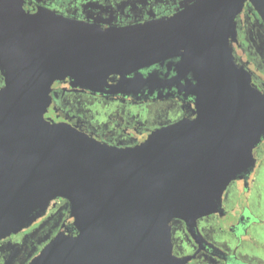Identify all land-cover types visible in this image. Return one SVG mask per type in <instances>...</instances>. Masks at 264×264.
Wrapping results in <instances>:
<instances>
[{
	"label": "water",
	"instance_id": "obj_1",
	"mask_svg": "<svg viewBox=\"0 0 264 264\" xmlns=\"http://www.w3.org/2000/svg\"><path fill=\"white\" fill-rule=\"evenodd\" d=\"M22 3L0 0V241L62 199L74 232L56 233L26 264H185L172 254L171 221L218 212L264 139V95L230 48L245 3L264 26V0H193L171 18L106 29ZM164 63L185 81L195 118L136 147L44 117L56 81L129 94L154 76L140 70Z\"/></svg>",
	"mask_w": 264,
	"mask_h": 264
},
{
	"label": "flooded vegetation",
	"instance_id": "obj_2",
	"mask_svg": "<svg viewBox=\"0 0 264 264\" xmlns=\"http://www.w3.org/2000/svg\"><path fill=\"white\" fill-rule=\"evenodd\" d=\"M193 0H23L28 13L50 11L68 20L102 29L139 25L171 18ZM245 3L235 18L236 40L230 43L234 61L246 70L252 85L264 95V26ZM176 62V60H173ZM150 83L129 94L92 93L72 88L68 79L51 85V103L44 115L111 147L133 148L150 133L181 120L195 118V99L166 63L140 70ZM132 77V76H131ZM118 76L107 81L112 86ZM3 82L0 77V87ZM264 139L254 148V169L225 189L218 212L193 226L170 223L172 254L185 264H264V210L260 209L255 171L264 160ZM68 207L56 199L46 214L28 229L0 241V264H26L58 232H74Z\"/></svg>",
	"mask_w": 264,
	"mask_h": 264
},
{
	"label": "rangeland",
	"instance_id": "obj_3",
	"mask_svg": "<svg viewBox=\"0 0 264 264\" xmlns=\"http://www.w3.org/2000/svg\"><path fill=\"white\" fill-rule=\"evenodd\" d=\"M255 176H256L255 178L257 179V183L259 184L260 187L259 189H257V192L260 193L261 195L260 209L264 210V160H262L259 167H257L255 171ZM262 236H264V233L262 234Z\"/></svg>",
	"mask_w": 264,
	"mask_h": 264
},
{
	"label": "trees",
	"instance_id": "obj_4",
	"mask_svg": "<svg viewBox=\"0 0 264 264\" xmlns=\"http://www.w3.org/2000/svg\"><path fill=\"white\" fill-rule=\"evenodd\" d=\"M259 24H260V21H259Z\"/></svg>",
	"mask_w": 264,
	"mask_h": 264
}]
</instances>
